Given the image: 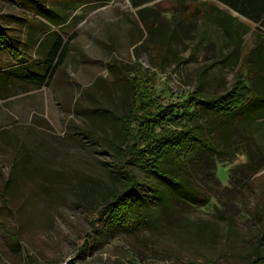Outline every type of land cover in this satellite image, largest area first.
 Returning a JSON list of instances; mask_svg holds the SVG:
<instances>
[{
	"label": "rangeland",
	"instance_id": "374dc122",
	"mask_svg": "<svg viewBox=\"0 0 264 264\" xmlns=\"http://www.w3.org/2000/svg\"><path fill=\"white\" fill-rule=\"evenodd\" d=\"M43 9L55 28L44 25ZM226 14L233 15L213 0H153L144 14L149 34L129 0H0L9 37L60 35L66 44L31 117L18 100L0 98V264H264V123L240 133L202 109L194 126L212 151L190 169L166 163L178 185L127 167L136 222L130 230L96 223V233L90 226L125 181L118 116L132 102V66L140 64L161 105L194 91L224 94L258 34L239 17L220 28L214 20Z\"/></svg>",
	"mask_w": 264,
	"mask_h": 264
},
{
	"label": "trees",
	"instance_id": "16d2710c",
	"mask_svg": "<svg viewBox=\"0 0 264 264\" xmlns=\"http://www.w3.org/2000/svg\"><path fill=\"white\" fill-rule=\"evenodd\" d=\"M151 1L153 0H129L133 8H139ZM213 1L256 25L258 34L255 37V45L242 57V62L240 61L243 74H239L231 89L222 95L202 97L200 94L198 97L196 96L198 92L194 91L181 102L161 105L157 101L150 82L145 86L142 78L139 77L140 64L135 63L132 66L133 78L130 79L132 102L128 112L118 116L123 134L118 163L119 172L124 176L125 181L119 183V188L110 190L106 199L98 205L95 211L97 218L90 224L93 233L97 231L96 223L108 226L118 225L130 230L136 222L131 215L132 212L134 213L136 179L127 167H135L178 185L179 182L168 177L167 171L163 168L164 165L170 163L180 169H190L197 158L209 152V149L212 151L207 140L202 138L203 131L201 132L199 126H194L199 109L218 117L219 120L213 121L217 126H225L227 130L236 127L240 133H249V135L252 134L251 128L257 120L264 121V0ZM197 3L206 5V2L204 4L197 1ZM145 12V8L138 10L137 15L150 34L152 26L145 17ZM217 12L222 13L220 10ZM170 13L173 12L170 11ZM228 16L225 20L215 19L214 21L220 22V28L224 27V22L231 25L237 22L236 17ZM185 32H189V29L187 28ZM230 35L233 41L231 42L232 56L236 61L240 56L241 36L236 28ZM4 38V31L0 27V41ZM1 42L0 49L3 48ZM158 47L161 49V46ZM9 50L14 58H20L15 51ZM56 56L55 52L50 60L53 61ZM61 57L62 53L58 55L55 64L59 63ZM203 141L206 143L204 144ZM130 219H133L132 225ZM250 264H255V261L252 260Z\"/></svg>",
	"mask_w": 264,
	"mask_h": 264
},
{
	"label": "crops",
	"instance_id": "0c3cea01",
	"mask_svg": "<svg viewBox=\"0 0 264 264\" xmlns=\"http://www.w3.org/2000/svg\"><path fill=\"white\" fill-rule=\"evenodd\" d=\"M146 5L148 3L134 9L137 12L138 10L146 9ZM229 11L233 14H228L231 17L234 18L236 16V18L244 19L235 12ZM44 12L46 11L43 9V12L39 15L44 17ZM43 19L45 20L43 21L45 26H53L55 28V24L47 21L45 17ZM244 20L247 21L246 19ZM247 22L256 26L249 21ZM0 27L4 30L1 25ZM4 35L5 38L1 40L2 42L0 41L3 47L0 49V98L2 101L18 100L22 109L26 111V116L31 117L40 99L38 97L39 91L43 88L51 87L57 71L60 70V67L64 63L66 44L60 35L54 38L50 37L46 40L36 39L34 37L16 39L9 37L5 32ZM9 49L19 54L20 58H14ZM55 52L57 56L51 61V56ZM61 53L62 57L59 63L55 64L58 55ZM54 65L56 66L54 67ZM261 123H264V121L260 119L254 124Z\"/></svg>",
	"mask_w": 264,
	"mask_h": 264
},
{
	"label": "water",
	"instance_id": "95a60500",
	"mask_svg": "<svg viewBox=\"0 0 264 264\" xmlns=\"http://www.w3.org/2000/svg\"><path fill=\"white\" fill-rule=\"evenodd\" d=\"M68 264H78V263L76 262V259L75 258H72V259H70L68 261Z\"/></svg>",
	"mask_w": 264,
	"mask_h": 264
}]
</instances>
